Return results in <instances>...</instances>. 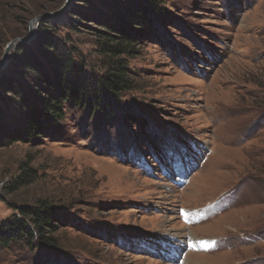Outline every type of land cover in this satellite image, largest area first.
<instances>
[{
    "label": "rangeland",
    "instance_id": "374dc122",
    "mask_svg": "<svg viewBox=\"0 0 264 264\" xmlns=\"http://www.w3.org/2000/svg\"><path fill=\"white\" fill-rule=\"evenodd\" d=\"M130 2L0 0V61L52 13L0 71V219L42 200L56 226L55 247L14 240L0 264H264V0H158L134 25L131 89L7 138L26 110L9 91L20 46L49 21L75 76L98 83ZM22 167L35 179L16 188Z\"/></svg>",
    "mask_w": 264,
    "mask_h": 264
},
{
    "label": "trees",
    "instance_id": "16d2710c",
    "mask_svg": "<svg viewBox=\"0 0 264 264\" xmlns=\"http://www.w3.org/2000/svg\"><path fill=\"white\" fill-rule=\"evenodd\" d=\"M129 6L125 16L127 25L116 34L105 32L106 37L100 49L109 63L103 78L95 84L75 76L71 50L58 37L43 33L44 26L53 24L50 25L49 21L41 23L39 35L32 44L20 46V57L12 69L14 75L22 78L12 80L9 91L21 99L19 106L26 110L23 111L22 123L17 131L7 138L35 140L50 122L65 118V104H108L110 97L132 88L127 58L135 57L134 39L138 29L134 25L138 17L146 18L151 11L149 7L158 8L159 4L158 0H131ZM8 83L10 79L7 82L1 80L0 86ZM33 179L32 170L22 167V174L14 182L16 188H20ZM18 209L17 216L0 219V246H8L18 239L32 241L37 236L48 246L55 247L56 240L49 235L56 230L53 208L41 200L38 205H22Z\"/></svg>",
    "mask_w": 264,
    "mask_h": 264
},
{
    "label": "water",
    "instance_id": "95a60500",
    "mask_svg": "<svg viewBox=\"0 0 264 264\" xmlns=\"http://www.w3.org/2000/svg\"><path fill=\"white\" fill-rule=\"evenodd\" d=\"M51 15H52V13L49 12V13H45V14L38 15L37 17H35L34 19H32V20L30 21V23H29V26H30V32H29V34H28L27 37H29V36L32 34V32H31V31H32V25H33L35 22H37V21H39V20H45V19H47L48 17H50ZM27 37H17V38H15V39L11 40V41L7 44L6 49H5V51H4V54H3V56H2V59H1V61H0V71L4 68L5 63H6V60H7V57H8V55H9V52H10V50L12 49V47L15 46L19 41H23V40H25Z\"/></svg>",
    "mask_w": 264,
    "mask_h": 264
},
{
    "label": "bare ground",
    "instance_id": "6f19581e",
    "mask_svg": "<svg viewBox=\"0 0 264 264\" xmlns=\"http://www.w3.org/2000/svg\"><path fill=\"white\" fill-rule=\"evenodd\" d=\"M198 241V240H197Z\"/></svg>",
    "mask_w": 264,
    "mask_h": 264
}]
</instances>
